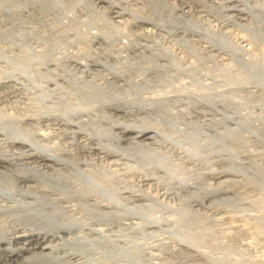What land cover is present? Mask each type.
<instances>
[{
    "label": "rangeland",
    "instance_id": "rangeland-1",
    "mask_svg": "<svg viewBox=\"0 0 264 264\" xmlns=\"http://www.w3.org/2000/svg\"><path fill=\"white\" fill-rule=\"evenodd\" d=\"M226 1L227 0H152L151 2H146V0H116V2H119L121 6H124L121 10L126 11V8L130 6L131 9L128 11H132L137 15L142 14L141 17L143 16V18L148 17L149 19L151 18L153 20L158 17L161 18L162 20L160 19L157 21L160 23L162 21L161 24H164L163 26H166V29L162 28V31H160L159 29H153L148 24L142 22L132 23V21H129L127 24H125L126 19L130 20L129 17H112V13L114 11L121 12V10L115 7L112 8V11L107 10V3H105V1L96 3L94 0H0V81H3L0 82V124L10 126L12 125L11 127L14 129L13 135L15 134L17 136H13L11 134V137L0 134V152H2L1 150L16 152L19 148L22 150L18 144H13L12 141L26 138L29 135H34V139L43 146L44 144L49 146L54 145L57 147H64L70 150L72 153L75 151V156L79 160L92 157L93 155L87 153L86 148H79L77 146L75 139H72L70 134H66L61 131L66 130V128L60 126L58 129H55L57 126H53L52 129H44L45 126L42 124L49 121L36 124L31 121L32 119H29V121L26 120V116L29 117L32 114L38 115L41 113V111L42 113L43 111L48 113H57L53 109H57V111L60 109L59 106L62 105L59 104L61 101L60 99L65 100L68 98L66 101L69 103H72V101L77 102V100L80 98L78 96H82L83 93H85L84 96L88 94L87 96H90V98L101 96L104 97V99L107 98L108 100L109 97H112L113 95L114 98L116 96L115 93H117L118 97L122 95L121 98L126 96V99L129 96L130 98L134 97L137 99H142L146 96L152 97V95H157V93H160L164 99H171L173 94L176 95L180 94L181 92L182 94L186 92V95H188L190 92L195 93L197 91L200 92L201 90L207 92L212 91V93L218 94L216 96L217 99H222L225 96L228 98L229 96L233 102H241L243 106V111L241 114L243 112V116L246 114H251L254 118L251 120L253 121V126L256 127L254 129L250 128L252 129L251 131L248 127H244L243 129L235 125V121L237 122V120L240 121L241 119L233 115L231 108L225 111L223 107L218 106L217 108L220 110V112L227 116L232 115L235 117H233L232 120L230 119L229 122H219L216 120V118L221 121L222 118L220 114H217L216 111H212L205 106L190 108L188 105L191 103L186 104L188 103L187 98L181 99V102H173L171 100L166 106L163 105L162 108H165L163 109L164 111L159 110L157 112H153L149 115L151 117H148L144 113L139 114L141 117L144 116L143 118L147 117L146 119L151 120L152 123L155 121L157 125L159 124L161 127H163V129H165L166 126H169V124H172V122L173 124L175 123L172 127L169 126L165 130L167 131L168 129H172L175 131H172V136H177L180 140L186 135L185 133H189L191 130L193 131L196 129V126H202V133L200 134L201 136H199L197 139L199 144H201L204 140V130L208 134H213L210 131L212 127L217 129L216 131H218V134L220 131V133L224 135L218 140L219 143L217 149H220V151L222 150V156L229 158L231 163L212 165L211 161L215 159H205V163H203V159L197 161L194 157L193 160L191 159V161L189 159L190 157L188 156L189 153L187 152V155L184 154L185 152L183 153V150L178 149V147L175 145H173L174 148L168 145L166 149L165 147H159L160 149H157L155 145L150 144L151 142L153 143L152 139H145L144 141L149 143L148 147L145 146V148L150 150L157 149V151L159 150L160 152L162 151V155L165 156L164 159H167L170 168L172 170L174 169L173 172L175 175L173 177L183 179L188 178V180L192 183H196L195 188L190 187L188 190L180 191V196H174L173 189L170 188V186L168 187V185H165L164 181L157 180V178L155 180V177H152L154 180H151V182L149 181L152 184H149V182L140 183L138 174H140V172L145 173V171H147L143 170V167L146 164L141 167L142 165L137 163L136 160H133V156H130V158L126 159V161L123 160L124 163L126 162V164H123V166H110L112 171H118V173L120 172L119 178H122V180L125 182V185H128H126L128 188L124 185L127 189L124 191V193H120L119 195L129 196L128 192L134 190L140 191L137 193H148L158 198H160V193L164 192L166 195V198L163 199V202L166 201L165 204H167V207H165L166 209H160L156 207L157 209L151 210L155 215L160 216V214H163L161 215L163 216V219L160 221L161 224L159 225L153 224V226L150 225L149 227L144 228V230L142 229V224L146 225V223L145 221L142 222L140 219H136V221L135 219H132L130 222L123 220L117 223H112L111 225H96V228L100 227V229L103 228L105 230L102 231V234L108 233L109 235H105H107L108 238L111 236L110 239H113L115 243L117 242V247H120L122 244L121 247H124L126 249L125 251L135 252V254H138V256L136 255L135 257L137 264H264V103L260 101L261 97L257 95L260 92L258 90L256 91L255 88H253V90L252 88L249 89L255 91L256 93L255 97L252 99V103L250 104V101L247 99V95L249 93H247L246 90L248 89V86L244 87V85L248 78H246L247 74L243 69V63L240 66V63L242 62L239 60L240 56L235 53L238 51L235 49L231 50L233 49L231 46L228 47V45L223 46L218 44V46H221L220 48L224 47V53H217L218 51L214 49L212 51L211 47L209 46L210 44H208V40L211 41L212 38L216 39V37L218 39H216L217 43H219L218 41H221L220 37H228V39L232 41H240L241 37H250L251 39L249 38V42L251 45H247L246 41L241 42V44L245 43V46H249V50L253 52H251L252 55L250 58L255 65L253 64L251 70L254 71V69H256L255 67L258 66L263 67L264 41H261L257 37L264 36V0H245L246 2L249 1V6H253V4L257 5L256 10L253 11V13L256 14L255 18L250 17L249 13L238 15L235 9L228 8L229 6L231 7L234 5L238 8L241 7L240 2H237V0ZM143 2L145 3L146 7L144 6ZM162 2H165V8L163 7ZM171 6L177 10L171 13L169 10L171 9ZM100 7H103L106 10V12H104V16L106 17L104 18L103 15L101 16L103 12L100 10ZM151 9L164 11L159 12L160 15H154L155 13L151 15V13H149L152 11ZM93 13L95 15H93ZM107 15L110 17H107ZM88 17H90V20ZM69 19L72 21H69ZM91 20L95 22H90ZM112 20L120 21L122 24L119 23L118 25V23L115 21L113 23ZM104 21L107 24H102ZM111 21L112 24L110 23L111 25H108V22ZM115 23L117 25H114ZM100 25H108L109 27L104 26V29L101 28ZM72 26H74L72 29L69 28ZM168 26L169 29L167 28ZM75 27L78 28L75 29ZM96 27L97 29H94ZM88 29L91 30L92 33ZM146 29H149L148 32H146ZM95 30L98 33H105V35L107 34V39L104 41L103 39L99 38L93 39L90 34H98ZM149 31L151 32L149 33ZM211 31H214L215 33H212ZM70 33L72 35H70ZM73 35H75L74 37L77 38L74 39ZM112 35L115 38L111 37ZM208 35H211V39ZM219 35L221 36L219 37ZM128 38H130L132 42H136V45L138 43L149 45L152 43H160L158 45L162 47L166 46V48L169 50L172 48L171 50L174 51L178 57H182V63H179V65L182 66L180 69H178L180 71L171 67L169 68L170 65H167L168 68L167 66L163 68L159 65L151 67L152 64L150 65L149 62H144V57L149 56L148 52H145L143 55L142 53H138V50L134 51L135 53L128 51H118V53H112V51H110V53H112V57L119 58V60L125 64L114 66V70L119 71L122 74V77L120 76V78L114 79L111 77V75L106 73V70H103L100 67H88L89 69L83 67L74 68L71 67L72 65H69V62L65 60L66 57L70 56L71 54H77L78 57H82L84 54L86 55L91 53V51H94L97 48L99 50L101 47L107 49L110 47L118 48L123 44H126ZM110 39L111 42L109 41ZM107 43L111 44V46H107ZM93 48L95 49L90 51V49ZM70 51L72 53H70ZM230 54L233 55L231 56ZM234 54L235 56L238 55V58L235 57ZM244 57L246 58V56ZM254 58L256 59L254 60ZM110 59L113 60V58ZM54 60L56 62L58 61V63H56L57 67H55L56 64L54 65V63H52L55 62ZM261 61L262 63H260ZM188 62H192L193 68L190 67ZM157 63H164V61H157ZM59 65L61 68L58 67ZM141 68H144L145 70ZM153 68L155 71L152 70ZM87 69L90 73L87 71ZM9 72L12 76H7V73ZM193 72L197 74V78H195L197 79V82L195 79H193V77L191 78V76L194 75ZM58 73L62 75L58 76ZM200 73L201 75H204L205 73L206 77L203 75L200 76ZM210 75L214 80L210 78ZM10 76L12 80H14L13 77L15 80L16 77H18V80L14 81V83L16 82L15 84L13 81H11V79L8 81ZM198 76L201 78L198 79ZM46 79L52 80L46 81L44 83V80ZM202 79H204L203 81L206 82V86ZM90 80L94 81V83L98 82V85L102 84L103 87L100 86L102 90H89V84L91 83ZM198 80H201V84ZM19 81H22V83ZM72 83L74 84L71 85ZM257 83L258 82H256V84ZM256 84L254 85L258 86ZM86 85L87 87H85ZM126 85H128V87ZM131 85H134L133 88ZM142 85L145 86L143 89L135 88L136 86L141 87ZM186 87L188 90H186ZM122 88H124V90ZM258 88H260V86H258ZM103 89L105 90L104 92ZM118 89L120 90L121 94L118 92ZM130 92H135V95ZM42 93H45L46 95ZM91 93L92 95L95 94V96L90 95ZM44 95L48 98H46ZM186 95H183L182 97H186ZM76 96L78 98L77 100ZM105 96L107 97L105 98ZM121 115L122 114H117L118 118L121 119L120 121L123 120L124 123L132 121L129 120L125 122L124 120H127V118ZM4 116L6 119H1L4 118ZM31 118H33V116ZM138 120H136V124L138 123ZM5 121L9 124H5ZM167 121L170 122L168 123ZM241 121L242 123L244 122V120ZM208 124L211 125V129H209ZM212 124L214 126H212ZM104 125L106 127H110L108 124ZM191 125H193L195 128ZM174 126H176V130ZM115 131H117V129H114V132ZM43 132H47V135L45 134L42 136L41 133ZM110 143L115 146L123 147V152L128 150V152L135 150L137 151L138 148H136V146L133 144V146L131 144H127V141L125 140L115 142L112 138ZM187 145L189 146V144ZM187 145L182 143V146ZM126 148L129 149L127 150ZM77 150H79L78 153H76ZM138 150L141 151V148ZM163 151L168 155H164ZM95 152L96 151H94V153ZM204 154H208V151L201 149L200 155L202 156ZM166 156L169 157L166 158ZM131 158L134 162L131 160ZM70 159H74V157H71ZM129 165H132L133 167H129ZM135 165H137V167H135ZM79 166L86 168V166L83 164H79ZM147 166L151 165L147 164ZM234 167L237 169H234ZM212 168L227 170L231 169L234 173L231 171L233 174L231 173V177H228L230 180L221 184H217L216 180H212L210 178H203L201 181L198 180L199 174H205ZM235 170H238V172ZM49 172H52L53 174L51 173V175L53 176L58 175V172ZM164 172L165 171H163V169H159V171H157L154 176H157L159 179L160 177L161 179H165V182L171 181L173 183V179H170L169 174ZM146 174L150 176L151 172H147ZM259 178H261V180ZM199 186H206L208 188H213V186H216L219 187V190L217 192H213L211 196L205 198L206 200L203 201L201 206L195 201V198L199 200L201 197H203V195L196 189ZM111 189L109 191H120L117 190L116 187H114L113 190ZM175 191L178 192L177 190ZM193 199L195 202L192 201ZM145 202L147 201H133L130 204L126 203V206H132L134 203L138 204ZM181 209H186L184 212L186 216L183 214V212H181ZM192 209L196 210L194 211ZM158 210H162V212ZM148 211L151 212L150 210ZM189 211L193 213H190ZM196 212L199 213L196 214ZM188 213L191 215V217ZM161 216L159 219H161ZM139 223L141 226L138 227V225H140ZM192 234L193 236H191ZM72 236L73 235H68L72 242L77 241L80 244H85V247L90 249V251L91 249H94L92 253L96 254H94V256L97 257V260L100 262H107L108 264H129L126 261L128 255H125L121 252L118 255V258L116 256L114 259H111V261L108 257H106L108 252L104 253L103 251H106L107 249L111 250L112 252L113 250H116V254L119 253L120 249H117L115 246L110 248L108 245L101 246L95 243L90 244L91 242L89 241L91 240V237H79L74 239ZM126 239H129V242ZM195 239L198 241H195ZM161 242H163V244ZM190 243L193 244V246ZM182 244L184 246H181ZM134 247L138 249H135ZM130 257L131 256L129 255L128 258ZM137 258L138 260H136Z\"/></svg>",
    "mask_w": 264,
    "mask_h": 264
},
{
    "label": "bare ground",
    "instance_id": "bare-ground-1",
    "mask_svg": "<svg viewBox=\"0 0 264 264\" xmlns=\"http://www.w3.org/2000/svg\"><path fill=\"white\" fill-rule=\"evenodd\" d=\"M94 1L96 3L101 2V1L102 2L105 1V3H107L106 9L109 11H112L113 7L118 8L120 10L123 9V7H124V6H121L119 4V2H116V0H94ZM151 1L152 0H146V2H151ZM195 1H197V0H195ZM227 1H230V0H227ZM246 1L245 0H237V2H240L241 7L238 8V7H235V5H234L231 7L229 6L228 8L229 9H235V11L237 12L238 15L249 13L250 17L255 18L256 14L253 13V11L256 10L257 5L253 4V6H249L248 5L249 1L248 2H246ZM164 3L162 2L163 7H164ZM171 4H173V3H171ZM144 6H145V3H144ZM172 6L170 7L171 9H169L171 13L177 10V9L175 10L173 8L174 6L173 7ZM130 9H131V7L129 6L126 8V11H124V10H121V12L114 11L112 13L113 14L112 17H118V18L129 17L130 20L126 19L125 24H127L129 21H132V23L142 22V23L148 24L153 29H159L160 31H162V28L166 29L165 28L166 26L164 27L163 26L164 24H161L162 21H161V23L159 21H157V20H160L161 18L158 17L155 20H153L151 18L149 19L148 17L143 18V16L141 17L142 14L137 15L136 13H134L132 11H128ZM100 10L103 12V14H101V16L103 15V18L106 17V16H104V12H106V10L103 7H100ZM151 10L154 11V12H152V11L149 12V13H151V15L154 13H155L154 15H156V14L160 15L159 12L164 11V10H155V9L154 10L151 9ZM93 15H95V14L93 13ZM90 17H88V19ZM99 17H97V18H99ZM107 17H110V16L107 15ZM71 19H73V18H71ZM71 19H69V21H72ZM101 20H103V19H101ZM112 21L108 22V25L110 23L112 24ZM114 21H113V23H114ZM166 21H167V18H166ZM90 22H93V21L91 20ZM115 22L118 23V25H119V23H121L120 21H115ZM116 23L114 25H117ZM90 24H92V23H90ZM102 24H107V23H105V21H104V23L102 22ZM166 24H167V22H166ZM108 25H100V27L101 28H104V26L109 27ZM73 27L74 26L69 27V28L72 29ZM77 28L75 27V29H77ZM147 28H149V27H147ZM167 28L169 29V26ZM94 29H97V27ZM100 30H102V29H100ZM148 30L146 32H148ZM89 31H91V30H89ZM143 31H145V30H143ZM79 32H80V30H79ZM79 32H77V33H79ZM150 32L151 31H149V33ZM91 33H92V31H91ZM79 34H81V33H79ZM70 35H72V34L70 33ZM76 35H78V34H76ZM90 35L93 39L99 38V39H103V41L105 39H107V37H106L107 34L105 35V33H98V34L94 33V34H90ZM147 35H148V33H147ZM74 36L75 35H73V37ZM220 36L221 35H219V37ZM111 37H114V36L112 35ZM75 38H77V37H74V39ZM249 38L248 37H246V38L241 37L240 41H235V40L232 41V40H229L228 37L227 38H224V37L221 38L220 37V40L222 41V43H221V41H218L219 43H217V41H216L217 37H216V39L215 38L211 39V37H210L212 42L210 40H208V44H210L209 46L211 47V50L212 51H213V49L217 50L218 51L217 53H224V50H223L224 47L220 48L221 46H218V44H221L223 46L228 45V47L231 46L233 48V49L230 48L231 50L235 49L238 51V52H235V51L234 52L240 56L239 60L242 61L240 63V66L243 63L242 64L244 66L243 69L247 74L246 78H248L247 82L244 85V87L248 86L247 87L248 89L246 88L247 93H249L247 95V99L250 101V104H251L253 101L252 100L253 97H255V95H256L255 91H252L253 88H255L256 91L258 90L260 92L259 94H257V95H259V97L262 98V99L260 98V101H262V103H264V68H263L264 65H263V67H260L256 63L258 67H255L256 69L253 68L254 71H252L251 69H252V66L254 64L250 58V56L252 55L251 54L252 51L249 50L250 49V48H248L249 46L248 47L245 46L246 45L245 43L241 44V42L246 41L247 45H251L249 42L250 41ZM257 38H259L261 41H264V36H259ZM111 39H113V38H111ZM111 39L109 40L110 42H111ZM129 40H130V38H128L126 44H123L122 46H120L118 48H114V47L111 48L110 47L107 49V48L101 47V48H99V50H98V48L97 49L93 48V49H90V51L95 49L94 51H91V53H88L86 55L84 54V56H82V57H78L77 54H71L70 56H67L65 60L67 62H69L68 63L69 65H72L71 67H74V68L75 67H77V68H79V67H83V68L98 67L99 68L100 67L101 69L106 70L107 71L106 73L111 75V77L113 79L114 78H120V76L122 77L121 72L114 70L115 69L114 66L122 65L124 63V62L122 63L119 60V58L112 57V53L113 52L118 53V51H120V52L121 51H123V52L128 51V52L135 53L134 51L138 50L139 51L138 53H142L143 55L145 52H148L149 56H145L144 57L145 61L144 60L143 61L149 62L150 65L152 64L151 67H155V66L159 65V66L164 68L165 66L170 65L169 68L171 67V68L177 69V70L181 68L182 65H179V63H182V57H178L177 54L171 50L172 48L169 50L168 48H166V46L162 47V46L158 45L160 43H155V44L152 43L150 45L138 43L136 45V42H132L131 40L130 41ZM257 42H259V41H257ZM109 45L111 46V44H108L107 46H109ZM87 48H85V49H87ZM77 49H79V48H77ZM110 51H112V53H110ZM225 51H226V47H225ZM70 53H72V52L70 51ZM76 53H78V52H76ZM234 56H235V54H234ZM237 56H235V57H237ZM244 56H246V58ZM213 57H214V54H213ZM253 57H254V55H253ZM110 58H113V60H111ZM248 58H250V59H248ZM255 59L256 58H254V60ZM157 61L158 62L164 61V63H157ZM52 63H54V65H55L56 63H58V61L57 62L55 61ZM260 63H262V61ZM188 64L190 65L191 68H193L192 62H188ZM123 65H125V64H123ZM55 67H57V64L55 65ZM55 67H54V70H55ZM58 67H60V65ZM135 68H137V67H135ZM167 68H168V66H167ZM88 69H87V71H88ZM141 69H144V68H141ZM150 69H148V70H150ZM152 70H154V68ZM178 71H180V70H178ZM1 73H3V72H1ZM9 73H7V76L11 75V73L10 74ZM197 73H199V72H197ZM193 74L194 75L191 76V78L192 77H193V79L197 78V74L194 72H193ZM60 75H62V74H59L58 76H60ZM202 75L200 73V76H202ZM11 76H10V78H8V81H9V79H11ZM200 76H198V79L201 78ZM203 76L206 77V74L204 73ZM89 77H91V76H89ZM210 78L213 79V77H211V75H210ZM13 79L14 80L11 79V81H13V83H14V81L18 80V77H16V80L14 77H13ZM92 79H93V77H92ZM204 79H202V81ZM49 80H52V79H46V80H44V83L46 81H49ZM213 80H211V81H213ZM195 81L197 82V79H195ZM198 81L200 82L201 80H198ZM0 82H3V81H0ZM90 82H91L89 84L90 89L88 88L89 90H91V89H93V90L95 89L98 91L102 90L100 87V86H102V84L98 85L97 84L98 82L94 83V81H92V80H90ZM203 82H204V84L206 83L205 81H203ZM256 82H258V83L256 84ZM20 83H22V81ZM52 83H53V81H52ZM127 83H128V81H127ZM132 83H134V82H132ZM207 83H208V81H207ZM73 84L74 83H72L71 85H73ZM129 84H130V81H129ZM146 84H145V86H146ZM200 84H201V82H200ZM250 84H252V85L256 84V85L260 86V88H258V86H255V85L252 86ZM87 85L85 87H87ZM206 85L207 84H205V86ZM57 86H59V85H57ZM76 86H77V84H76ZM126 86L128 87V85H126ZM133 86H132V88H133ZM145 86H143V85L141 87L136 86L135 88H138V89L142 88L143 89ZM202 86H203V84H202ZM27 87H29V86H27ZM61 87H58V88H61ZM189 88H192V87H189ZM250 88H252V90H249ZM85 89H87V88H85ZM122 89L124 90V88H122ZM125 90H127V89H125ZM183 90H185V89H183ZM186 90H188L187 87H186ZM26 91H28V90H26ZM104 91L105 90L103 89V92ZM84 92H85V90H84ZM88 92H86V93H88ZM118 92H120L119 89H118ZM127 92H129V91H127ZM193 92H194V89H193ZM130 93H132V92H130ZM42 94H45V93H42ZM84 94L85 93H83L82 96H78V97H80L79 100H77L78 98L76 96L77 102L72 101V103L71 102L69 103L66 101L68 98H66V99L64 98L65 100L60 99L61 101L59 102V104L60 105L62 104L61 106H59L60 109H58V111H57V109H53L57 113H53V112L48 113L45 111H43V113H42V111H41V113H39L38 115L32 114L29 117L26 116L27 118L25 116L24 117L26 118L27 121H29V119H32L31 121H33L36 124L49 121V122L42 124L43 126H45L44 129H52L53 126H57V128H55V129H58V127H60V126L66 128V130H61V131H63L66 134H70L72 136V139H75L77 146L79 148H86L87 153H90L91 155H93L92 157H88L87 159L79 160L75 156V153H74L75 151L73 152L74 153L73 154L72 152H70V150H68L64 147L62 148V147H57L54 145H53L54 146L53 147V146H49V145H45V144L43 146V145L39 144V142L34 139V135L33 136L29 135L30 137L26 135L27 136V137L25 136L26 138H23L20 140L15 139L16 141H12L13 144H18L22 148V150L19 148L20 150L18 149L16 152L9 151V150L8 151L1 150L2 152H0V264H108L107 262L104 263V262H100L99 260H97V257L94 256L95 253H92L94 249H91V251H90V249H87L85 247V244L84 245L80 244L77 241L72 242L70 240V238L68 237V235H73L72 237L74 239L79 238V237H84V238L91 237L90 238L91 240L89 241V242H91L90 244L95 243V244H98L101 246L108 245L110 248L115 246L117 249H120L119 253H117V254L115 252L116 250L114 251L113 249H112L113 252L111 250H108V249L106 251H103L104 253L108 252L106 257H108L110 259V261H111V259H114V257H116V256L118 258V255L121 252L125 255H128V257H129V255L131 256L130 258L127 257V260H126L129 264H137V262L135 261V257H136V255L138 256V254H135V252L125 251L126 249L124 247H121L122 244L120 245V247H117V244H116L117 242L115 243V241L113 239H110L111 236L108 238V236L105 235L108 233L102 234V231L104 229L103 228L100 229V227L96 228V225L97 226L98 225H111L112 223H117V222H120L123 220L130 222L132 219H135V221H136V219H140V220H142V222L145 221L146 225L142 224V226H143L142 229L147 228L150 225L153 226V224L159 225V224H161L160 221L163 219V216H161L163 214H160L161 219H159L160 216L153 214V211H151V210H154L157 208L161 209V208L167 207V204H165L166 201L163 202V199L166 198V195L164 194V192L160 193L161 194L159 196L160 198H158V197L152 196L151 194H148V193H146V194L137 193V192H140L138 190H136V191L134 190L131 192L129 191L128 192L129 196L119 195L120 193H124V191L128 188L127 187L128 185L126 184L127 185L126 186L125 182L122 180V178H119L120 172L118 173V171L117 172L112 171V168L110 166H112V165L113 166H115V165H118V166L122 165L123 166V164H126V162L124 163L123 160L126 161V159H129L130 156H133L132 157L133 160L134 161L136 160L137 163L142 165L141 167H143L146 164L143 167V170H147V171H145V173L140 172V174H142V175L138 174V176L140 178V183L141 182L148 183L149 181L151 182V180H154V179L156 180V178H157V180L164 181L165 185H168V187L170 186V188L173 189V195L174 196H180V193H179L180 191L188 190V188H190V187L195 188L196 183L195 182L192 183L191 181L188 180V178L183 179V178L173 177L175 175V173L173 172L174 169L172 170L170 168L168 160L164 159L165 156L162 155V151L161 152L159 150L157 151V149L159 147L160 148L165 147V149H166L168 147V145L170 147L171 146L173 147V145H175L178 147V149H182L183 153L185 152L184 154H186L188 152L189 154L188 153L187 154L190 157L189 158L190 160L191 159L193 160V157L197 161H200L201 159H203L204 160L203 163H205V159H211V160L215 159V160L211 161L212 165L213 164L214 165H216V164L221 165V164H230L231 163L229 158L222 156V152H221L222 150L220 151V149H217L218 143H219L218 140L224 135L221 134L220 131L218 134V131H216L217 129H215L213 127L211 129L210 128L211 125L208 124L209 129H211L210 131L215 135L208 134L204 130L203 131L204 132L203 133L204 140L203 141L201 140L202 143L199 144L197 139L199 138V136H201L200 134L202 133V126L199 127V126L195 125L196 129H194L193 131L191 130V132H194V133H191V132L188 133L187 132V133H185L186 135L180 140V139H178L177 136H176L177 138L172 136V133L175 131H173L172 129H168L167 131L165 130L169 126L172 127L175 123L173 124V122H172V124H169V126H166V128L163 129V127H161L159 124L157 125V123L155 121H154V123H152L151 120L146 119L147 117L143 118L144 116L141 117V116H139V114L144 113L148 117H151V116H149L151 113L157 112L159 110L162 111L163 109H165V108H162L163 105L166 106L171 100L173 102H181V99L187 98L188 103H186V104L191 103L190 105H188V107H190V108H195L198 106L199 107L205 106V107H208L209 109H211L212 111H216V113L220 114V116L222 118L220 121L219 119H217L215 117L216 120L219 122H222V121L223 122L224 121L229 122L230 119L232 120L233 117L235 116L237 118H240L241 120H244L243 123L241 120L238 121L236 119L237 122L234 120L236 123L235 125L237 127H241L243 129H244V127L245 128L248 127L249 129L250 128L254 129L256 127V126H253L254 124H253V121L251 119H254V118L252 117L251 114H246L244 116L242 115L244 112L241 114V112L243 111V106H242L241 102H239V101L233 102L229 98V96H228V98L225 96L223 98L221 97L222 99H220V98L217 99L216 96L218 94L212 93V91L207 92V91L201 90L200 92L197 91L195 93L190 92V94H188V95H186V92L183 94L181 92L180 94H176V95L173 94V97L171 96V99H164L160 95V93H157V95L156 94L152 95V97L146 96V97H143L142 99H137L134 97L130 98V96L127 99H126V96L124 98L123 97L121 98L122 95L118 97L117 93H115V95L117 97L115 96L113 98V96H114L113 94H112L113 95L112 97H109V95H108V97H109L108 100L106 98L107 96H105L106 99H104V97L98 96L99 97V99H98V97L95 96V94L92 95V93H91L90 95L97 97L96 98L97 100H96V99H94L95 97L90 98V96H87L88 94L86 96H84ZM100 94H102V93H100ZM120 94H121V92H120ZM122 94H124V93H122ZM132 94L135 95V92H133ZM183 95H186V97H182ZM148 96H150V95H148ZM31 98H33V97H31ZM46 98H48V97H46ZM60 98H61V96H60ZM34 99H35V97H34ZM49 100H51V99H49ZM218 106L223 107L225 109V111L227 109L231 108L234 116H232V115L227 116L224 113L220 112V110L217 108ZM263 107H264V105H263ZM117 114H122L121 116H125L127 118V120H124L125 122L129 121V120H132V121L128 122L129 124L124 123L123 120L120 121L121 119L118 118ZM240 115H242L243 117ZM32 116H33V118H31ZM138 116H139V118H138ZM253 116H254V114H253ZM112 117H113V119H112ZM130 117L131 118L133 117V118L131 119ZM21 118H19V119H21ZM1 119L5 120L6 118L4 116V118H1ZM154 119H156V118H154ZM136 120H138L137 124H136ZM216 120H213V121H216ZM0 122H1V120H0ZM167 122L169 123L170 121H167ZM4 123L9 124L6 121ZM102 123L108 124L110 127H108V126L106 127ZM213 124H212V126H214ZM193 125H191V126L194 127ZM199 125H201V124H199ZM11 126L0 124V134L5 135V136H11V134L13 135L14 129ZM176 126H174V128ZM206 126H207V124H206ZM215 126H217V125H215ZM114 129H117V131L114 132ZM175 130H176V128H175ZM251 130L252 129H250V131ZM182 132H184V131H182ZM3 133H5V134H3ZM32 134H34V133H32ZM45 134L47 135V132L41 133L42 136H44ZM13 136H16V135L14 134ZM112 138L115 142L116 141L120 142L122 140H125V141H127V144H129V145L133 144L134 146H136V148L138 147L137 151L135 150L136 152L135 151L128 152L129 151L128 149L130 148L129 147L128 149L126 148L128 151L123 152V147L115 146V145H112L110 143ZM145 139H152L153 143L151 142L150 144L155 145L157 147V149L152 148L153 150H150L148 148H145V146L148 147V144H149L146 141H144ZM182 143H184L186 145L189 144V146L188 145L182 146ZM18 145H17V147H18ZM220 146H221V144H220ZM139 147L141 148V151L138 150V149H140ZM201 149L208 151V154H204L201 156L200 155ZM94 151H96V152L94 153ZM78 152H79V150H77L76 153H78ZM141 153H142V155H141ZM163 153H164V151H163ZM13 154H15V155H13ZM166 154L167 153L165 152L164 155H166ZM80 155H82V154H80ZM180 156H181V154H180ZM182 156H184V155H182ZM71 157L72 158L74 157V159H70ZM167 157H169V156H166V158ZM132 158H131V160H132ZM149 159L150 160L152 159L151 160L152 162ZM79 164L85 165L86 168L79 166ZM147 164H150L151 166H147ZM131 166L129 165V167H131ZM171 166H172V164H171ZM135 167H137V165H135ZM235 168L236 167H234V169ZM138 169H141V168H138ZM159 169H163V171L168 173L170 176V179H173L172 180L173 183L171 181L165 182V179H161V177L159 179L157 176H154V174L157 171H159ZM49 171L58 172V175L53 176V175H51L52 172L50 173ZM175 171H177V170H175ZM231 171H232L231 169L227 170V169H217V168L213 169L212 168L205 174H202V175L199 174L198 180L201 181L203 178H210L212 180H216L217 184L226 183L228 180H230L228 177H231V173L233 172V171L232 172ZM147 172H151V175L150 176L147 175L146 174ZM236 172H238V170ZM239 173H240V171H239ZM202 176H204V177H202ZM152 177H155V178L153 179ZM259 179L261 180V178H259ZM168 180H169V178H168ZM150 182H149V184H152ZM114 187H116L117 190H120L119 192L116 191L117 194L114 191H109L111 188H112L111 190H113ZM129 188H131V187H129ZM196 189L198 190L199 193H201L203 195V197H201L199 200L195 198V201L197 202V204L201 205L203 203V201L206 200L205 198L211 196V194L213 192H217L219 190V187L213 186V188H208L206 186H203V187L199 186ZM175 190H177L178 192H176ZM123 201H124V203H123ZM133 201H147V202L138 203V204L134 203V204H132V206H126V203L130 204ZM192 201H194V199ZM148 210H150L152 213L149 212ZM162 210H158V211L162 212ZM185 210L186 209H181V212H183V214H184ZM188 210H190V209H188ZM192 210H194V209H192ZM146 211H148L149 213ZM190 213H193V212H190ZM198 213L199 212H196V214H198ZM184 215H183V217H184ZM202 216H204V215H202ZM165 217H166V215H165ZM187 217H188V215H187ZM190 217H191V215H190ZM128 225H129V223H128ZM139 226H141V224L138 225V227ZM128 228H129V226H128ZM177 230H179V229H177ZM191 236H193V234ZM126 240H128V242H129V239H126ZM195 241H198V240L195 239ZM161 243L163 244V242H161ZM181 243H183V242H181ZM201 243H203V242H201ZM118 244H120V243H118ZM124 244H126V243H124ZM127 244H129V243H127ZM177 244H180V243H177ZM198 244H200V243H198ZM191 245L193 246V244H191ZM181 246H184V245L182 244ZM187 246H188V244H187ZM187 246H185V247H187ZM125 247H127V246H125ZM135 249H138V248H135ZM223 249H225V248H223ZM191 250H193V249H191ZM142 253H143V250H142ZM216 254H217V252H216ZM150 255H151V253H150ZM115 260H116V258H115ZM118 260H120V259H118ZM136 260H138V258Z\"/></svg>",
    "mask_w": 264,
    "mask_h": 264
}]
</instances>
